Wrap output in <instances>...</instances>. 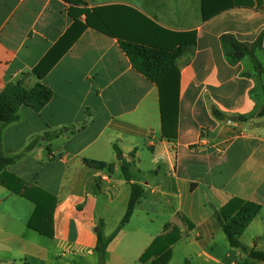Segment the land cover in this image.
Masks as SVG:
<instances>
[{
  "label": "crops",
  "instance_id": "0c3cea01",
  "mask_svg": "<svg viewBox=\"0 0 264 264\" xmlns=\"http://www.w3.org/2000/svg\"><path fill=\"white\" fill-rule=\"evenodd\" d=\"M242 1L251 6L204 20V0H0V92L17 82L53 92L39 112L21 107L20 120L3 131L0 156L15 160L7 173L55 199L48 238L28 226L36 205L0 186V264H99L100 222L113 236L106 264H142L167 225L182 234L169 264H263L248 254L264 252V117L257 116L264 73L249 57L231 64L221 43L224 35L261 39L264 68V0ZM219 2L206 0L207 11ZM71 10L87 11L91 26L40 80L32 72L74 25ZM192 34L196 44L176 60L179 116L168 140L159 88L120 43L173 52ZM132 184L144 196L122 225ZM232 199L261 207L240 238L244 250L230 247L215 216Z\"/></svg>",
  "mask_w": 264,
  "mask_h": 264
},
{
  "label": "trees",
  "instance_id": "16d2710c",
  "mask_svg": "<svg viewBox=\"0 0 264 264\" xmlns=\"http://www.w3.org/2000/svg\"><path fill=\"white\" fill-rule=\"evenodd\" d=\"M72 6H80L83 0H64ZM251 6V3L242 0H221L213 12H208L206 0L203 2V18L209 19L215 14L238 6ZM74 20V25L68 33L59 41L54 49L40 62L33 70L32 74L42 80L48 72L55 66L60 58L71 48L83 32L91 26L89 13L85 10H78L77 14L72 10L69 12ZM86 15V24H82L79 18ZM188 42H179L180 48L173 51H163L140 42H124L120 45L129 57L134 69L150 82L158 86L160 91V107L163 138L168 140L176 139L177 123L179 116V73L176 68V60L183 52L184 46H194L196 44L195 35L192 34ZM226 58L231 64H237L244 57H249L254 69L259 73H264V68L259 62L256 51L262 47V40L259 39L254 44L240 43L232 35H224L221 38ZM53 92L43 84H37L32 89H27L23 83H10L0 92V140L3 131L9 125L20 120V109L27 106L36 112L41 111L52 99ZM213 116L223 121L226 116L216 107L212 108ZM259 118L264 117V107L258 112ZM246 121L247 118H240ZM118 159H121L122 152L115 146ZM15 160L0 156V186L11 192L21 195L32 201L36 205L33 217L28 226L42 236L53 238L52 212L55 199L52 195L43 192L35 187H27L16 176L6 172L7 167L14 164ZM96 166L102 164L93 163ZM122 173L127 182L131 176L127 166H122ZM132 193L126 214L121 222L126 225L130 222L134 211L144 196V190L136 184L131 185ZM261 207L251 202L240 199H232L222 209L216 212V220L227 237L230 247L242 249L240 238L250 223L260 213ZM97 232V247L95 253L98 256L99 264H106L107 248L113 236L106 238L103 235V223H99ZM182 239L181 231L177 227L167 225L164 233L156 238L152 245L144 252L139 259L142 264H169L172 259V248ZM251 262L264 264V252L253 250L248 254ZM247 264V263H246ZM249 264V262H248Z\"/></svg>",
  "mask_w": 264,
  "mask_h": 264
},
{
  "label": "water",
  "instance_id": "95a60500",
  "mask_svg": "<svg viewBox=\"0 0 264 264\" xmlns=\"http://www.w3.org/2000/svg\"><path fill=\"white\" fill-rule=\"evenodd\" d=\"M229 120L230 121H236V118H230Z\"/></svg>",
  "mask_w": 264,
  "mask_h": 264
}]
</instances>
